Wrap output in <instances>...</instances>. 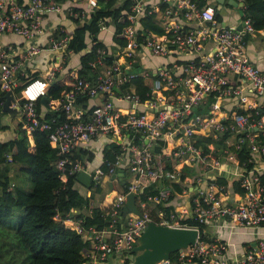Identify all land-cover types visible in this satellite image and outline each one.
<instances>
[{"label": "built area", "instance_id": "1", "mask_svg": "<svg viewBox=\"0 0 264 264\" xmlns=\"http://www.w3.org/2000/svg\"><path fill=\"white\" fill-rule=\"evenodd\" d=\"M98 6V0H0V36L13 33L32 40L44 33L49 14L65 12L71 19L83 21ZM144 17H152L158 29L146 27ZM126 21L122 29L125 45L118 46L116 52L97 46L90 61L94 78L76 77L73 89L56 101L54 108L66 115L59 122L42 120L36 101L46 95L50 82L66 68L64 62L73 54L68 48L70 34L63 33L67 29L60 26L50 34L47 48L53 61L39 77L27 82L20 76L25 74V62L43 47L29 42L23 50L15 49L0 38V89L15 93L25 83L18 96L22 126L28 131L37 126L48 130L50 142L60 154L56 165L62 178L83 169L90 173L93 186L102 187L114 172L129 174L107 212L112 218L110 228L83 229L80 221L71 223L90 243L87 264L104 262L114 252H131L150 221L198 229L183 219L191 217L205 225H264V171L241 164L237 157L246 146L249 161L254 162L255 156L264 158V71L246 49L247 37L256 31L251 18L242 15L238 28L223 24L208 3L200 5L199 0H135L126 12ZM102 24L113 33L111 24ZM155 57L167 60L158 62ZM137 76L149 84L144 98L134 87H122ZM81 95L89 97L85 108L76 103ZM3 115L0 109V119ZM224 134L228 136L220 146L199 141L209 136L218 140ZM98 137L106 138L111 156L103 157L105 169L100 164L90 170L73 154L79 145L88 146ZM161 139L166 141L163 153L174 163L164 173L171 182L141 198V178L159 176L153 150ZM229 163L245 189L241 198L231 203L224 200L226 187L215 183L216 174H211L212 170L218 174L227 171ZM179 165L195 169V175L182 177ZM113 181L117 186L119 179ZM178 181L185 186L181 192L173 185ZM194 187L189 209H165L172 194L182 196ZM130 192L136 194L140 214H122ZM120 218L119 229L114 223ZM106 230L111 232L109 236ZM208 239L212 238L200 237L199 229L195 243L157 264H264V239L249 248L240 261L226 260L227 245Z\"/></svg>", "mask_w": 264, "mask_h": 264}, {"label": "trees", "instance_id": "2", "mask_svg": "<svg viewBox=\"0 0 264 264\" xmlns=\"http://www.w3.org/2000/svg\"><path fill=\"white\" fill-rule=\"evenodd\" d=\"M121 1L118 4L119 0H98L99 6L91 11L89 18L83 21L73 19L77 23V27L72 31H63V33L70 34L68 48L74 54H80V66L68 67V57L64 62L66 68L58 73L49 84L46 93L49 98L48 103H44L41 98L36 101V109L42 116V120L55 122L65 120L64 111L56 110L55 103L63 98L67 91L73 89L76 77L94 78L95 72L91 69L90 61L95 58L97 46L103 45L107 50L110 49L113 52L114 48L118 49V46L125 45L126 39L123 37L122 29L127 23L126 12L135 0ZM236 1L243 3V15L251 18L255 29L264 32V0ZM199 2L200 5L208 3L207 0H199ZM212 9L216 18L221 20L222 16L219 11L216 8ZM142 20L146 27L158 29L157 25L152 22V17H144ZM102 22H105L107 26L112 25L113 33L110 34L109 42L98 37L100 31L104 30ZM58 32L59 30L55 34ZM88 38H90L89 44ZM112 58V56L107 57L109 60ZM73 73L76 76H73ZM39 75L40 72H34L29 76H20L23 81L27 82ZM24 85L25 83L15 90L18 96ZM122 87H134L142 98L146 97V92L149 90V84L142 76L132 78ZM4 93L5 91L0 89V95ZM88 102V96L81 95L76 98L78 106L85 108L89 104ZM239 111L244 110L239 109ZM6 128H8V124H0V130ZM227 136V134L221 135L218 140L209 136L204 139L200 138L199 141L204 140L220 146ZM165 145V139H161L153 150L159 175L174 166L173 161L163 153ZM205 148L209 151L206 143ZM110 150L109 147L105 149V157L111 156ZM73 156L79 159L81 164L86 165L88 160H93L94 152L89 145H79L74 150ZM237 157L241 164H246L248 167L255 165L248 159L250 155L246 146L237 152ZM59 158L57 147L50 142L48 130L38 126L28 131L20 124L13 138L0 139V264H87L86 252L89 250L90 243L84 238L82 232L67 225L66 220L80 221L83 229H87L89 226L99 229L110 228L112 218L107 212L113 205V198L119 193L118 187L114 185L99 205L93 204L94 194L88 196L81 191V185L84 184L77 179L81 170L78 173L67 174V178L64 180L62 171L56 165ZM101 166L105 169L103 164ZM179 167L182 168V177L186 174L195 175V169L183 165H179ZM17 172L25 175V180L20 183L13 182L12 174ZM261 177L264 180V172L261 173ZM155 178H141L143 187L140 192L141 198H146L148 194L156 193L159 190L153 184ZM214 181L226 188L231 187L235 193L243 194L245 191L241 185V178L228 179L223 173H219L216 174ZM28 184L31 185L27 186ZM173 185L178 192H181L185 187L179 181L174 182ZM95 189L96 193L102 191V187L99 185ZM175 197V194H172L166 201V210L174 206ZM84 210L87 213H84ZM89 210H91L90 213ZM15 217L19 221L17 226L13 224ZM182 222L198 225L200 237L207 239L205 224L199 223L191 217L183 219ZM121 225L122 218L114 223V226L119 229ZM176 252H172L170 257H174ZM127 253L128 257H125L120 264H131L133 258L131 252H114L112 257ZM99 264L116 263L110 258Z\"/></svg>", "mask_w": 264, "mask_h": 264}, {"label": "crops", "instance_id": "3", "mask_svg": "<svg viewBox=\"0 0 264 264\" xmlns=\"http://www.w3.org/2000/svg\"><path fill=\"white\" fill-rule=\"evenodd\" d=\"M122 2L119 0L118 4ZM209 7L211 8H216V10L219 11L221 14V22L223 24L227 25H238L241 23L242 19V13L240 10L243 11V3L241 1H236V0H224L223 4L220 5L217 0H207ZM235 2V3H234ZM219 8V9H218ZM64 27L67 29V31H72L77 27V23L71 19L70 17L65 15L64 13H57L53 12L49 14L44 22V33L41 35L36 36L32 40H29L27 38H24L21 35L13 34V33H4L0 36L1 41L3 43H11L15 49H21L23 50L24 47L29 43H37L40 46H42V51L38 54H36L34 57L26 60V65L24 67L25 74L22 76H29L34 72H40L48 67L50 63L53 61L51 59V51L47 48L48 46V39L49 36L52 32H54L58 27ZM104 32L108 34V40L109 42V37H110V32L109 31H100L98 37L99 39H104ZM112 35V34H111ZM90 38H88L87 41H89ZM111 40V38H110ZM90 41L88 42V44ZM246 49L249 57L252 59V61L260 67L262 71H264V32L262 31H254L252 35L248 36L247 43H246ZM16 51V50H15ZM80 54H71L69 57L68 61V67H79L80 66ZM157 58V60H156ZM167 60L164 57H155V61L161 62ZM1 68V66H0ZM22 82H24L21 79ZM16 99L18 100V95L15 93ZM45 109V107H44ZM6 115L4 114L2 118L0 119V124H8V128L4 130H0V139L2 140H9L13 138V136L16 134V130L19 128L20 124L22 123V115H15L12 119V125L11 127L5 117ZM107 140L105 137H98L96 139H93L88 145L90 149L93 150L94 152V158L93 160H88L87 161V167L88 169L92 170L93 168L99 166L102 164V160L104 157L105 149L108 148V144L106 145ZM254 163L255 166L260 170L264 171V158L260 156H255L254 157ZM226 168H228L227 171H223V175H225L228 179H233V178H239L238 175H236L234 172V167L233 163H229L228 165L226 164ZM124 171V170H123ZM210 173V170H209ZM21 175L24 176L23 173L17 172L14 173V175ZM211 174H218L216 170H212ZM120 177L119 182L117 183L118 189H121L125 187V184L121 181V177L125 176L126 179L128 178L129 174L124 171L123 175H119ZM19 180V179H18ZM18 180L13 178V182H19ZM111 179H105L104 185L102 186V191L100 193L95 192V186L93 187H87L84 185H81L82 189L81 191L88 196L93 195L94 200L93 204H98L100 203L101 200H103L105 194H107L108 190H105L107 182L109 183ZM114 182V181H113ZM170 180L164 175L160 174L157 176L153 184H155V188H162L170 184ZM20 183V182H19ZM31 184H28L29 186ZM110 185V183H109ZM192 189V190H191ZM228 193L224 196L225 202H237L239 198H241V195L239 193H235L232 191V188H226ZM195 195V187L194 188H189L188 192L182 194V196H176L174 199V206L177 207L178 209L183 208V206H186L189 209L188 203H189V198L191 199ZM89 213L91 210L88 211ZM84 213H87L86 210H84ZM72 221L76 223V221L72 219H67L66 224L71 226ZM206 236L207 238H212V239H217L223 243H225L228 247L226 252L223 254L224 258L228 261H234L235 258H237L235 261H240L243 257V255L246 254L247 250L251 248L252 246H255L257 242L261 239H264V225H258L254 227H243V226H224L221 224H207L205 228ZM111 234L110 231L106 230L105 235L109 236ZM132 253V252H131ZM115 256V255H114ZM125 257H128V253L126 255H118L115 257H110L112 258V261L116 264H120L121 261H124L123 259ZM241 264V263H238Z\"/></svg>", "mask_w": 264, "mask_h": 264}, {"label": "water", "instance_id": "4", "mask_svg": "<svg viewBox=\"0 0 264 264\" xmlns=\"http://www.w3.org/2000/svg\"><path fill=\"white\" fill-rule=\"evenodd\" d=\"M217 1L220 5L224 2V0ZM240 12L243 14L242 10ZM237 27L240 28L241 23ZM41 100L44 103H48L49 98L47 95H44L41 97ZM0 102L1 110L5 112V117L9 125L13 127V117L17 114L22 115V109L19 101L16 99L14 91H5L4 94L0 95ZM207 107L206 105L203 110H207ZM123 174V170L118 173H112V179L109 185L110 189L114 187L113 180ZM77 179L87 187H91L92 185L91 175L86 170L82 169L77 175ZM121 181L126 185L125 176L121 177ZM136 199L137 197L134 192L127 194V199L122 210L123 215L129 212L140 214ZM198 236L199 229L196 227L170 226L150 221L147 228L136 238V245L131 250L133 254L131 264H157L158 261L169 258L172 252L195 243Z\"/></svg>", "mask_w": 264, "mask_h": 264}, {"label": "rangeland", "instance_id": "5", "mask_svg": "<svg viewBox=\"0 0 264 264\" xmlns=\"http://www.w3.org/2000/svg\"><path fill=\"white\" fill-rule=\"evenodd\" d=\"M103 36H104V39L105 40H108V34H106V32H104V34H103ZM114 48V47H113ZM113 48H111V49H113ZM118 49H115L114 48V52H116ZM156 60H157V58H156ZM22 125H23V122L21 123ZM12 177L14 178V179H16V180H18L19 182L20 181H23V180H25V177L24 176H21V175H17L16 176V174L14 175V174H12ZM105 186H106V188H105V190H108L109 191V188H108V186H107V184H105ZM108 193V192H107ZM105 196H106V194H105ZM17 219V220H16ZM18 218H16L15 217V220H14V222H13V224L15 225V226H17V224H18Z\"/></svg>", "mask_w": 264, "mask_h": 264}]
</instances>
